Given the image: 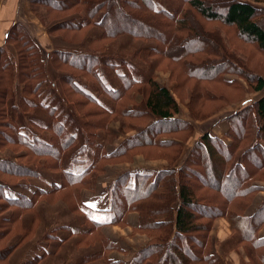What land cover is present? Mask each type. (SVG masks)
<instances>
[{"label": "trees", "instance_id": "trees-1", "mask_svg": "<svg viewBox=\"0 0 264 264\" xmlns=\"http://www.w3.org/2000/svg\"><path fill=\"white\" fill-rule=\"evenodd\" d=\"M252 1L31 0L35 16L60 42L45 57L25 24L11 27L7 44H13L15 54L7 45L0 47V148H9L11 154L23 147L39 160L32 163L35 168L0 156V172L44 178V166L53 172L60 170L61 177L50 189L34 188L31 196L23 195V201L9 196L6 191L11 188L1 181L0 211H14L12 216L0 218V229L6 233L0 239L16 228L17 209L24 210V215L39 201L45 203L54 194L69 190L75 196L74 207L91 224H81L76 236H99L85 246L97 250L86 253L77 264L100 259L116 264L108 255L115 245L101 237L98 228L105 223L125 225L130 212L139 213L137 230L150 237L132 264H228L224 257L232 251H239L243 264H264V237L259 235L264 226V203L254 215L246 214L256 194L264 190V94L253 111L248 107L227 117L231 127L224 139L213 135L212 129L205 131L177 169L174 164L194 128L189 121L173 118L181 112L177 95L155 77L167 62L171 69L176 63L184 74L192 76L196 81L188 110L198 120L209 116H195L194 102L224 101L228 98L224 90L237 87L235 81H225L226 75L236 74L254 86L255 92L264 91L263 76L238 71L246 65L237 52L229 55L219 28H204L209 23L236 29L264 54V21L259 19L264 15V0ZM118 51L124 56L119 60L114 54ZM112 73L117 76L115 84ZM186 82L185 78L182 85ZM47 85L60 92L45 95L40 90ZM65 88H70L73 97L82 98L70 99ZM138 95L142 96L139 103L135 100ZM39 111L47 112L48 119L38 116ZM117 115L150 122L137 128L138 132L112 154H106L107 139L98 140L103 131L111 134L109 125ZM67 121L78 123L72 128ZM122 128L130 131L136 127L124 121ZM41 133H47L49 139ZM82 133L84 139L79 143ZM186 133V138L178 137ZM165 134H170L166 140L162 139ZM251 139L252 143L245 145ZM66 152L72 154L71 162H80L84 168H65ZM89 154L93 161L85 165ZM140 154L146 159L167 160L170 166L158 171L132 169L119 175L109 191L107 221L82 210L81 188H94L89 176L103 171V161L132 163ZM31 187L23 188L29 191ZM68 194L62 198L68 200ZM222 218L232 229V236L218 244L223 257L216 255L217 243L212 237L215 222ZM82 241L80 237L74 245L80 247Z\"/></svg>", "mask_w": 264, "mask_h": 264}, {"label": "rangeland", "instance_id": "rangeland-1", "mask_svg": "<svg viewBox=\"0 0 264 264\" xmlns=\"http://www.w3.org/2000/svg\"><path fill=\"white\" fill-rule=\"evenodd\" d=\"M246 1L253 2L252 0H246ZM261 7H264V5L262 4ZM31 8H32V15L36 17L35 14L33 13V7L30 1V9L28 8L29 14L31 13L30 11ZM259 19L264 21V15L259 16ZM40 23L42 22L40 21ZM216 27H218L220 30V37L223 41V46L227 49V52L229 53V55L235 51L240 55L241 59L244 61L246 65L245 68H243L242 70L238 69V71L241 73H244L245 71H247V73L254 72L264 77V54L261 51H259L255 45L249 43L247 40L240 37L237 34L236 29L226 28L222 26L220 27V26H217L216 24H209V23L204 24V28L206 29L213 30ZM14 35H18V33H14ZM50 36L52 37V46L50 48L52 50H50L51 51L50 53H52L56 45L59 46L60 40L58 39L59 37L53 38L52 35ZM5 44L15 54V50L12 47L13 44L11 43H10L11 45L7 44V40ZM114 54L117 55L118 60L121 57H124L120 51L115 52ZM231 59L233 58L230 57V60ZM147 63L149 64V61H147ZM143 65L146 66V64H143ZM241 67H244V66L241 64ZM155 74H156L155 77L156 78L158 77L160 84L165 85L169 87L171 90H173L175 94L177 95L180 105L184 106L183 109H185V111L183 112V115L185 117L190 116L191 121L189 122L192 124L195 130V133L199 135V137H194L196 141H199L202 138L203 133H205L206 131L204 129L208 126V123L210 122H212L213 124H216L218 121L220 120L223 121L225 119L224 126L228 128L229 126L231 127V125L227 121V117L232 114L234 115L235 113H238L241 110L248 108V107H252V111H253V106L256 105L257 100H259V98L264 94V91L255 92L254 86H250V84L243 77H239L236 74L226 75L224 76L226 79L225 81L227 82L235 81L236 83L234 85L237 86V87H233L234 90H230L228 88L224 90V93L226 94V96H228L229 99L227 98L226 100L219 101V102H211V101L206 102L205 99H203V105H200L199 102L197 103L198 105L195 102L193 104V109L195 110V116H199V117L209 116V118L218 116V118L212 119V120H209V118H206V119L201 118L202 120H198V119H194L193 117H191L192 114L188 110V103L190 102V99H191L190 97L192 95V90H194L193 89L194 86L192 84H194L196 80L191 79L192 76L188 75L186 72L184 74L181 68L176 63H172V69L168 62L165 63L162 66V68H160ZM112 75H113L112 82L113 84H115V80L117 79V76L113 73ZM185 78L187 81L186 82L187 86L185 84L182 85V80H184ZM65 89L67 91L66 95H69L70 99L79 100L82 98L81 96L73 97L74 94L72 93L70 88H65ZM40 91L45 93V95H48V94L52 95L50 92H53V93L60 92L59 89L53 90L48 85L44 86V88H41ZM102 95L103 94L100 95L101 99H102ZM135 100L136 102L139 103V101L142 100V97L138 95ZM134 104H128V106L133 108ZM44 113H47V112L39 111L37 115L42 118L48 119L47 118L48 115H44ZM80 120H83V118L80 117ZM116 121H120V122L127 121L128 123L130 122V126L132 128L136 127L134 129L135 131H138L139 128H143L150 122L149 120H146V119H141V120H138L136 118L125 119L123 118V116H119V115H117L116 118H113L111 120V124ZM77 123H78L77 121H67L68 126L72 128H74L75 125H77ZM111 124L109 126H111ZM131 124H133L134 126H132ZM196 129H197V132H196ZM200 129L201 131L199 133ZM88 131L90 133L92 130L88 128ZM83 133L85 134V130L83 131ZM83 133L79 134V140H78L79 143H81L84 139ZM102 133L103 135L101 136V139L98 140V142L103 141L104 138L107 139V142L112 141V138L114 137V133L108 134L104 131ZM252 133H255V132H252ZM186 135H188V133L184 134L183 136H178V137H181V139H184L186 138ZM41 136L46 139H49V135L47 133L46 134L41 133ZM249 143L250 144L252 143V139H251V142H245V145L246 144L249 145ZM8 149L9 148L7 147L0 148V156L11 157L13 159H16L18 162L22 163L23 165H30V166L32 165L34 167L35 165L32 163H35L36 161L39 160L38 158L34 157V154L32 152H28V150L23 147H19L16 153L12 151L11 154ZM26 153H29L28 157ZM154 154L155 153H152L151 155H154ZM71 155L72 154L70 152H66L64 154V157H63L64 167H65V162L71 159L70 158ZM104 163L105 162L103 161L102 166L100 167H103ZM43 171H45L43 173L44 176H48L50 178H53L52 175H54L57 178L61 177L60 170L53 172L54 170L48 169V167L43 166ZM77 171H79V169H77ZM25 172L26 173L28 172L27 168H25ZM103 172L104 171H102L99 174H97L96 172H92L89 176L90 181L92 182L93 181L92 179L94 176H98L102 174ZM263 180H264V177H263ZM1 181L4 185L8 184L9 187L11 188V190L8 192L6 191V193L9 194V196L11 197H14L17 199L19 198L20 201L24 200L23 195L29 193L28 189L23 188L24 186L31 184V186L34 187L35 189L38 187H42V186L44 187V185L37 182V180L35 179L32 180L29 177H24V178L14 177V176H10L7 174H2L0 172V184H1ZM91 184L92 186H94V182ZM76 187L78 186H74L73 188H76ZM81 189L83 190L84 188H81ZM71 192L72 191L68 190V192L65 193V194L69 193L67 196L68 200L62 198L65 195L63 194V192H58L54 194L55 196L54 195L52 196L54 197L53 199L51 200L48 199L45 201V203H42L39 201L37 205L35 206L34 210L30 212H26L24 213V215H23L24 210L19 211L17 209L16 216L19 218V221L17 223L16 228L14 226L13 227V229L15 228L14 231L9 232L6 237L2 238V240L0 239V264H24L26 261H27V264H73V263L77 264L82 258L81 254L83 252L81 251V249H86L85 253L87 254L94 251L93 248L88 249L89 247L86 248L85 246L90 244L93 239L99 240L98 234L95 233L89 237L82 236V235L72 236L73 230L76 229V226H77L76 224L87 225V227L91 226V224L84 221L79 210L74 207L75 204L73 200L75 196L71 195ZM28 195L31 196V194H28ZM81 208L82 210H87V207H81ZM13 211H14V208H11V209L8 208V210L6 209V211H3V212L0 211V218L5 219V218H8L9 216H12ZM90 214L95 215L92 211H90ZM95 216L101 217L99 218L100 220L101 219L106 220L105 216H109V215L108 214L107 215L97 214ZM47 221H48V224L46 225ZM67 230L71 232L72 234H70L69 232H65ZM4 233H5L4 230L0 229V238L3 236ZM44 236L46 239H44ZM66 236H67V241L71 240V242H74L76 244L78 243V240L80 239V237H82L83 241L80 243L81 244L79 245L80 247H76V246L73 247V245H70L67 247L63 246V243H64L63 240ZM95 250H97V248ZM30 251H32L31 252L32 255H30L29 253ZM44 254L47 255L46 258H43V259L40 258V256ZM78 257L79 259L75 261V259ZM101 260L103 259H100L97 261H101ZM97 264H100V263H97Z\"/></svg>", "mask_w": 264, "mask_h": 264}, {"label": "crops", "instance_id": "crops-1", "mask_svg": "<svg viewBox=\"0 0 264 264\" xmlns=\"http://www.w3.org/2000/svg\"><path fill=\"white\" fill-rule=\"evenodd\" d=\"M30 1L31 0H0V47H3L6 45V40L9 35V30L11 27L16 23H23L26 25L28 32L30 33L31 37L37 42L39 47L41 48L43 55L45 57H48L50 54V49L52 46V37L48 34L46 27L40 23V21L32 15V8L31 13H28V8L30 9ZM29 2V3H28ZM32 16V17H31ZM156 81L160 84V81L158 77L156 78ZM104 96H102L103 98ZM142 97V96H141ZM181 106V112L178 116L173 118H182L186 121H191L190 116L185 117L183 115V112L185 109H183L184 106ZM233 115V114H232ZM231 116V115H230ZM229 117V116H228ZM217 117H210L209 120L217 119ZM225 118V117H223ZM225 119L222 121H218L216 124H213L212 122L208 123V126L204 130H213V135L221 137L224 139L225 134L228 127L224 126ZM115 124V125H114ZM220 124V125H218ZM217 125V126H215ZM220 126V127H219ZM110 133H114V137L112 138L111 142L104 141V152L106 154H112L118 147H120L124 141L134 135L136 132L135 130H124L122 128V122L116 121L113 122L109 128ZM201 129L199 130L200 133ZM197 132V129H196ZM204 134V133H203ZM170 134H165L162 139L166 140L169 138ZM194 137H199L198 134L194 133L193 135L184 142L182 155L179 158L177 162H175L174 166L178 169L180 168L183 163L188 158L191 150L196 144V139ZM89 151H93V149H90ZM87 162L84 163L89 164L93 161L92 157L89 155L85 156ZM120 161V160H119ZM115 160H109L104 161L103 166V173L94 176L93 182H94V188L92 190L85 188L82 190V200L84 203V207H87V210L85 212L94 218H97V220H100L95 215L97 214H105L110 215L108 212H106L110 207V197H109V191L112 186V183L119 177V175L123 174L124 172L130 171L132 169H149V170H155L158 171L160 169H165L170 166L169 162L164 159H146L143 154L138 155L135 158V162L132 163H124L119 162ZM112 162V163H111ZM80 163V162H79ZM78 162L73 163L70 160L65 162V168L71 169L74 171H77V169L82 170L84 167L81 166ZM53 178H50L48 176H44L41 178H37V182L44 185L43 188H51L54 183H58V178L52 175ZM34 180V179H32ZM264 185V183H263ZM34 187H31L29 190L32 191ZM264 203V190L260 191L252 202L250 203L246 214L248 216H252L255 214V212L259 209V207ZM92 209H90V208ZM96 210H103L102 213L96 212ZM90 211H92L95 215L90 214ZM106 220L101 219L102 221H107L109 216H105ZM47 220V219H46ZM100 220V221H101ZM48 224V221L46 225ZM76 229H79V224H76ZM139 225V213L138 212H130L127 215L126 223L125 225H111V224H103L98 229L99 235L103 237L106 241L113 243L115 245V248L111 249L108 253L109 258L112 259L116 264H132V261L136 254L145 247L150 242V237L137 230ZM73 230V235H76V231ZM68 232V231H65ZM259 235L261 237H264V226L259 232ZM232 236V229L230 222L225 219H219L215 222L214 229L212 231V237L216 245V255L222 256V253H219V245L220 243L225 242L227 239H229ZM67 238V236L65 237ZM64 238V239H65ZM219 244V245H218ZM73 245L75 247L74 242H71V240H65L63 243V246L67 247ZM77 247V246H76ZM97 247H94L93 250H95ZM79 250V249H78ZM83 252L81 254V257H83L85 253V249H81ZM79 252V251H78ZM79 259L76 258L75 261ZM224 259L228 262V264H243L241 254L239 251H232L230 254H227V256L224 257ZM110 264L107 260H101V261H95L92 262V264Z\"/></svg>", "mask_w": 264, "mask_h": 264}]
</instances>
